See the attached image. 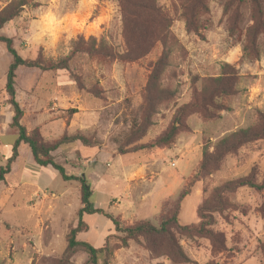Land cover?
<instances>
[{
  "label": "rangeland",
  "instance_id": "374dc122",
  "mask_svg": "<svg viewBox=\"0 0 264 264\" xmlns=\"http://www.w3.org/2000/svg\"><path fill=\"white\" fill-rule=\"evenodd\" d=\"M8 1L0 0V7ZM36 1L38 6L24 7L18 17L0 29V35L11 37L22 58L65 56L72 40L79 36L85 40L93 36L96 46L103 40L116 51L124 49L114 0ZM207 1L209 13L201 17L200 33L193 34L185 31L177 12L179 0H157L174 16L169 29L176 42L167 43L171 54L160 80L172 94L157 107L139 142L167 129L177 108L202 87L199 76L216 75L221 63L228 62L238 69L240 80L237 91L225 98L229 109L206 121L195 114L189 116V131H181L170 147L126 154L117 150L127 140L132 124L141 121L142 90L161 52L159 42L134 61L75 57L71 73L79 76L83 88H78L66 70L41 71L23 66L16 70L15 98L23 110L21 123L27 131L39 130L44 140L81 133L97 143L88 147L74 141L51 154L68 174H84L92 188V206L116 217L123 226L138 220L157 225L188 186L204 149L211 152L219 138L253 125L257 111H264V37L259 38L263 51L257 60L240 59L245 29L252 22L250 3L241 0L237 30L231 34L227 21L232 9L223 14L230 0ZM10 59L0 43L2 166L15 138L9 127L12 110L4 90ZM18 151L0 185V264H58L68 229L77 221L79 182L64 181L50 166L35 164L26 144ZM250 172L258 179L264 177L263 140L227 155L216 170L196 180L179 203V222L198 223L197 209L214 188ZM221 197L227 205L212 214L214 236L176 233L188 261H173L151 252L142 240H130L127 246L117 244L110 264H263L264 189L242 186L222 192ZM83 219L88 229L77 234L79 240L96 247L103 245L107 236L112 244L119 242V233L103 214H85ZM85 259L86 254L78 251L66 264H82Z\"/></svg>",
  "mask_w": 264,
  "mask_h": 264
},
{
  "label": "trees",
  "instance_id": "16d2710c",
  "mask_svg": "<svg viewBox=\"0 0 264 264\" xmlns=\"http://www.w3.org/2000/svg\"><path fill=\"white\" fill-rule=\"evenodd\" d=\"M114 1L120 14L121 34L124 44L122 51L114 50L112 46L107 45L103 40H100L96 46V40L93 36L87 40L79 36L76 40H72L70 51L65 56L57 59H25L14 48L11 37L0 35V43L4 44L6 51L11 56L5 74L4 90L7 95L6 101L12 110L9 127L15 132V138L11 144V154L8 156L5 165H0V185L10 172L11 165L17 158L19 147L22 144H26L29 148L31 158L35 164L41 167L50 166L59 173L64 181L74 180L79 182L80 207L76 211L77 221L74 226H70L68 229L66 244L60 259L57 260L58 264L68 263L70 258L78 251L86 254V259L82 264H110L113 250L117 244L127 246L130 240H142L144 246L151 252L165 255L176 262H186L188 257L179 244L176 233H183L188 236L206 235L212 237L215 235L211 227L213 224L212 214L220 210L222 206L227 205L224 198L221 197L222 192L229 193L242 186L255 190L264 189V177L258 179L253 172L227 180L222 185L214 188L210 196L202 201L197 209V215L200 218L198 223L181 224L179 222V203L189 193L190 187L196 180L216 170L227 155L236 154L245 145L264 141V111H257L256 122L253 125L229 132L219 138L213 144L211 152L207 148L204 149L201 162L189 180L188 186L181 191L173 208L161 217L157 225L150 221L138 220L131 225L123 226L116 217L104 212L101 208H94L91 204L92 188L87 177L84 174H68L64 166L57 162L51 154L61 145L74 141H80L88 147H95L97 143L94 140L91 141L81 133H64L58 139L44 140L39 130L27 131L21 123L23 110L15 98V78L18 67L37 68L41 71L66 70L71 73V61L79 55L88 58H115L134 61L145 56L156 42L160 43L161 52L155 60L142 90L144 102L142 118L138 124H132L127 140L117 149L119 154L152 150L158 147H170L181 131H189L187 123L189 116L195 114L206 121L217 117L216 115L221 110L229 109V106L224 102L225 98L237 91L240 77L238 69L233 64L222 62L216 75L199 76V79H202V87L192 95L191 100L177 108L166 130L146 142H139L145 136L146 130L150 126L151 116L156 112L157 107L165 103L172 94L170 88H164L160 84V80L171 54V49L167 43L170 40L176 42L169 29L174 21V16L160 6L157 0ZM179 1L177 12H179V16L184 22L185 31L199 34L201 17L209 13L208 1ZM248 2L251 5L252 22L245 29L241 61L257 60L263 51L259 38L264 37V0H248ZM240 3L241 0H230L224 5V15L232 9L227 21V30L231 34L237 30ZM28 5L38 6L39 2L36 0H10L0 7V29L18 17L24 7ZM71 76L78 88H83L79 76L74 73H71ZM71 112H76V110H71ZM94 213H101L110 219L114 231L119 233L116 236L119 242L112 244L109 241L110 236H107L104 244L96 247L88 241L77 238L78 233L88 229L83 216ZM262 249L264 264V245Z\"/></svg>",
  "mask_w": 264,
  "mask_h": 264
}]
</instances>
